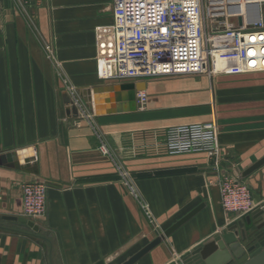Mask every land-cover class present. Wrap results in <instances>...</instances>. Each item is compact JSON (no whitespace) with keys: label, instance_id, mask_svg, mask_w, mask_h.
I'll return each mask as SVG.
<instances>
[{"label":"crops","instance_id":"1","mask_svg":"<svg viewBox=\"0 0 264 264\" xmlns=\"http://www.w3.org/2000/svg\"><path fill=\"white\" fill-rule=\"evenodd\" d=\"M113 24L112 0H34L26 7L0 0V154L16 151L20 164L35 157L39 169L36 175L0 165V215L25 217L22 186L49 185L46 216L35 221L39 231L0 220V264H121L202 206L135 263L177 264L264 203V165L243 177L264 156V71L222 76L213 88L214 106L228 108L237 123L219 135L221 172L240 177L262 199L236 217L222 207L213 159L152 146L156 134L184 121L155 113L162 108L155 104L143 113L96 114L89 107L94 88L114 84L97 76V58L113 51ZM196 76L185 80L196 85ZM65 80L88 101L82 114L66 95ZM146 83L149 102L165 90L152 79ZM194 122L205 121L186 123ZM102 142L110 155L100 150ZM110 142L134 144L139 152L122 160Z\"/></svg>","mask_w":264,"mask_h":264},{"label":"built area","instance_id":"2","mask_svg":"<svg viewBox=\"0 0 264 264\" xmlns=\"http://www.w3.org/2000/svg\"><path fill=\"white\" fill-rule=\"evenodd\" d=\"M32 1L13 0L23 7ZM263 6L264 0H112L113 51L97 58V76L108 83H123L211 74L216 60L223 64L218 74L264 71ZM44 48L53 51L49 44ZM65 84L69 92H75L68 80ZM137 103L138 109H145L147 90L137 93ZM156 135L152 146L157 151L163 147L171 155L205 153L213 159L225 212L243 217L255 209L250 185L231 172H221L220 133L215 123L172 125ZM100 150L111 154L105 142ZM48 189V183L40 180L22 186L26 218L35 222L46 216ZM141 205L158 229L148 203Z\"/></svg>","mask_w":264,"mask_h":264},{"label":"water","instance_id":"3","mask_svg":"<svg viewBox=\"0 0 264 264\" xmlns=\"http://www.w3.org/2000/svg\"><path fill=\"white\" fill-rule=\"evenodd\" d=\"M241 22V19H240ZM147 89L145 81L114 83L102 85L93 89L90 97V107L96 114L133 113L138 111L137 93ZM106 94L107 98H103ZM107 103V111L102 105ZM76 108V107H75ZM77 110V109H75ZM18 152L0 154V165L14 167L33 174H39L35 157L26 164L15 161ZM264 165V156L249 166L243 173L247 177ZM256 204L262 199L255 195ZM202 206L197 207L170 228L155 237L144 247L130 256L121 264H135L154 248L160 245L174 231L196 215ZM264 203L248 215L245 221H239L216 235L211 241L185 255L177 264H264ZM0 220L19 221L28 224L34 231L39 226L26 217L0 215ZM40 236V235H39ZM42 237V236H41Z\"/></svg>","mask_w":264,"mask_h":264},{"label":"rangeland","instance_id":"4","mask_svg":"<svg viewBox=\"0 0 264 264\" xmlns=\"http://www.w3.org/2000/svg\"><path fill=\"white\" fill-rule=\"evenodd\" d=\"M228 75L230 74H216L211 78L209 73H204L194 77L196 82H198L196 85L191 84L192 82L190 80H185L188 78L185 77L186 75L152 79V81L156 84H162V88L165 90L163 92L159 90L154 91L153 94L150 95V102L147 104L145 109H142L141 112L143 113L144 110L146 111L151 104L159 105L162 108L159 109L160 111H154L155 113L163 111L166 115H168L169 119L178 121L181 120L184 121V123L190 121H211L217 125L220 133L228 127H232L237 124L231 120L232 115L228 108H218L213 104V88L215 86V81L222 76ZM179 83H182V85L179 86ZM66 95L81 114L82 109H86V107H88V101L86 102L82 99L79 90L76 89L75 92L71 93L66 88ZM160 96H168V102H166V99L162 102ZM111 145L113 147L112 155L117 154L122 160L128 155H134V153L136 154V152H139L140 148L134 144L123 142L119 145H115L112 142ZM121 166H123L122 161ZM126 170V168L122 169V174L125 178L124 182L130 185V179Z\"/></svg>","mask_w":264,"mask_h":264},{"label":"bare ground","instance_id":"5","mask_svg":"<svg viewBox=\"0 0 264 264\" xmlns=\"http://www.w3.org/2000/svg\"><path fill=\"white\" fill-rule=\"evenodd\" d=\"M217 42H220V40L217 39ZM223 67V64L216 60V62L214 63V65L212 66V73L209 74V76H211V78L214 76V75H218V73L220 72L219 70ZM199 75H202V74H199ZM184 76V75H183ZM186 76H194V75H186ZM142 110V109H141Z\"/></svg>","mask_w":264,"mask_h":264}]
</instances>
